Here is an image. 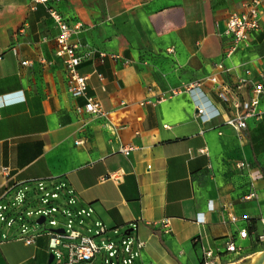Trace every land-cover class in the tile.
<instances>
[{"label":"crops","instance_id":"1","mask_svg":"<svg viewBox=\"0 0 264 264\" xmlns=\"http://www.w3.org/2000/svg\"><path fill=\"white\" fill-rule=\"evenodd\" d=\"M250 1L53 3L71 26L80 24L73 35L84 45L80 52L91 50L78 72L106 112L94 118L75 111L84 99L67 91L64 65L54 56L57 28L45 7L0 0V195L31 180L64 184L79 207L90 206L93 215L144 241L135 264H201L202 248L222 264H236L264 250L252 235L264 215V112L247 119L239 139L220 116L234 111L208 81L217 75L233 82L245 68L253 77L264 70V21L245 45L224 56L231 43L225 21ZM41 58L51 64L43 66ZM193 82L215 108L208 120L194 118L184 91ZM249 95L247 85L242 97ZM128 146V155L119 150ZM239 161L245 165L238 168ZM112 172L119 177L109 178ZM164 219L169 232L159 225ZM241 229L250 235L238 238ZM2 234L0 264H48L47 236L25 244L12 239L16 231L4 233V240ZM230 238L242 246L239 254L225 251Z\"/></svg>","mask_w":264,"mask_h":264},{"label":"built area","instance_id":"2","mask_svg":"<svg viewBox=\"0 0 264 264\" xmlns=\"http://www.w3.org/2000/svg\"><path fill=\"white\" fill-rule=\"evenodd\" d=\"M60 0H31L32 9L36 8L37 4H42L50 18L53 20L57 34L54 37V56L59 58L65 68V79L67 85V91L73 97H82L84 103L82 106L75 108L76 113H86L94 118L106 117V112L102 108L99 101L89 96L87 93V77L81 75L78 72V66L87 58L91 53V50H85L80 52L83 48L79 41L73 38L75 30L80 27V24L71 26L58 12L53 3H57ZM264 21V0H251L245 5V11L243 13H231L225 21L224 34L230 37V45L225 48L224 56H231L240 46L245 45L252 31H258L261 28V23ZM10 51L14 54H18L16 47H11ZM3 52H0V58ZM39 63L43 66H49L51 61L46 59H39ZM22 66H31L32 62L29 60H20ZM221 72L229 73L231 68L225 67L222 63L215 65ZM99 78L101 75L98 74ZM208 81L211 84V89L216 94L219 101L227 105V107L234 111V115H230L226 112L220 113L223 125L232 127L239 139L244 137V131L246 128V121L248 118L260 119L262 116V110L259 109V105L264 99V70H260L255 77H253L252 71L248 68L244 69V76L239 78L237 81H227L225 79H219L217 75H211L208 77ZM250 86V95L243 99L244 88ZM192 100L194 106V118L208 120L215 112V108L209 102L208 98L200 89L199 82H193L186 85L184 88ZM178 91H172L170 94H176ZM164 97H159L158 101H161ZM146 102V101H145ZM148 102V101H147ZM217 112V111H216ZM219 114V112H217ZM77 143V142H76ZM132 147H121L119 150L128 155ZM245 164L243 161L237 163V167H243ZM2 171H6V168H2ZM109 178L116 179L119 177L117 172L109 173ZM43 182L40 180H31L25 183L24 187L30 184H37L38 189L35 192L43 190ZM20 186L18 187H7L0 195V221L8 227L9 231H16L20 228L18 236L13 237L14 240L23 241L25 244H33L35 239L40 236L48 237V248L49 253H52L53 259H60L61 254L57 251L59 246L67 249L66 258L63 263L56 264H93L96 259V255L103 249L106 254L103 256V264H135V259L140 256V252L143 249L145 243L139 239L128 238L129 233H126L121 239L120 244L117 245L112 241L104 243L102 246L97 245L93 240V237L81 234L78 230L72 228V216L91 217L93 210L90 206L80 207L76 210L75 214L70 211H63V215L67 217L66 226H57L59 221L55 217H50L51 213L56 212L57 208L51 206L49 209L40 210L38 209L35 213L44 217V222L47 220L50 226L55 227L53 229H44L39 232H32V227H27L24 223L27 220L25 217L13 218L10 217L12 212L8 215H4L3 212L7 211L9 206L14 205V200L9 201L8 197L18 189L16 192L15 199L19 203L24 201L31 194L21 193ZM61 188L66 189L68 195V204H76V199L73 195L72 190L67 189L64 184L59 183L55 187V192L50 193L51 198H55L58 191ZM48 196V193H45ZM255 194L249 193L245 198L250 199ZM48 203L47 199H43L39 204ZM18 206L15 210L19 209ZM28 212L27 214H30ZM198 222H202L203 218L201 214L196 217ZM231 222H236L237 217L233 214L229 215ZM259 224L261 230L258 233H252L254 240L257 243L264 245V215L259 218ZM98 226L96 235L106 233V227L100 222H95ZM159 225L164 229L165 232H169V222L167 219L161 220ZM62 228L63 232H56L55 229ZM250 235L247 229H241L238 231V238L245 239ZM1 238L7 239L6 234H2ZM62 239L67 242L62 243ZM75 242V240H77ZM225 251L227 253H237L242 251V246L238 245L233 238H230L225 243ZM201 264H222L220 262L219 255L207 248H202V260Z\"/></svg>","mask_w":264,"mask_h":264},{"label":"rangeland","instance_id":"3","mask_svg":"<svg viewBox=\"0 0 264 264\" xmlns=\"http://www.w3.org/2000/svg\"><path fill=\"white\" fill-rule=\"evenodd\" d=\"M11 54L8 53L5 56V59H7ZM43 184V190L39 192H35L38 189L37 184H30L27 187L20 186L19 189L21 193L23 194H31L29 197H27L24 201L21 203L18 202L16 197V192H18V189L14 191L9 197L8 200L12 201L14 200V205L9 206L7 211L3 212L4 215H8V213L12 212L10 217L18 218V217H25L27 220L25 221V225L27 227H32V232H39L43 231L44 229H53L55 227H52L49 225L48 220L50 217H55L59 223L57 226H66L67 217L63 215V211H70L72 214L76 213V210H78L80 207L77 204H68V195L66 194V189L61 188L58 191V194L55 198L50 197V193L55 192V187L58 186L59 183H50L49 181H45ZM45 193H48V196L45 195ZM43 199H47L48 203L46 204H39ZM18 206H20L19 209L15 210ZM51 206L57 208L56 212L51 213V216L47 218L45 223L37 224L36 219L39 216L35 212L40 210H46L49 209ZM28 212H31L30 214H27ZM99 216V215H98ZM95 216L92 214L91 217H86L85 215L77 216V217H71L72 218V228L78 230L81 234L93 237V240L97 245L102 246L104 243H107L109 241H112L113 243L119 245L121 239L126 235V228H116L113 227L110 223H108L103 217L101 216ZM95 222H100L103 224L107 231L104 234L96 235V231H98V226L95 225ZM9 231L8 227L5 226L0 221V232L7 233ZM17 233L20 232V228L16 230ZM128 238H133L132 235L129 234ZM75 240V242H77ZM67 242V240L62 239V243ZM57 251L61 254L60 259H53V261L50 264H56V263H63V261L66 258L67 251L59 246L57 248ZM260 251V250H259ZM257 251V252H259ZM106 254V252L102 249L100 253L96 255V259L94 260L93 264H103V256ZM136 261V259H135Z\"/></svg>","mask_w":264,"mask_h":264},{"label":"water","instance_id":"4","mask_svg":"<svg viewBox=\"0 0 264 264\" xmlns=\"http://www.w3.org/2000/svg\"><path fill=\"white\" fill-rule=\"evenodd\" d=\"M44 222V217L40 216L39 218L36 219L37 224H42ZM56 232H63L62 228L55 229ZM129 233V232H126ZM53 261V255L52 253L49 254L48 258V264H50ZM236 264H264V250L259 251L255 255L239 262Z\"/></svg>","mask_w":264,"mask_h":264}]
</instances>
